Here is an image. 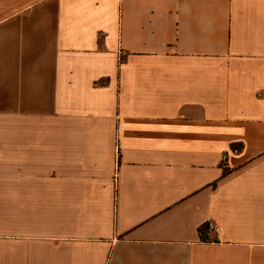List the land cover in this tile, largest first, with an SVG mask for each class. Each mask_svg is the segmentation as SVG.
<instances>
[{"label":"crops","instance_id":"1","mask_svg":"<svg viewBox=\"0 0 264 264\" xmlns=\"http://www.w3.org/2000/svg\"><path fill=\"white\" fill-rule=\"evenodd\" d=\"M0 264H264V0H0Z\"/></svg>","mask_w":264,"mask_h":264},{"label":"trees","instance_id":"2","mask_svg":"<svg viewBox=\"0 0 264 264\" xmlns=\"http://www.w3.org/2000/svg\"><path fill=\"white\" fill-rule=\"evenodd\" d=\"M207 228H208V225H205L204 227H202V228H200L199 230H198V234H199V236H200V238L201 239H206V232H207Z\"/></svg>","mask_w":264,"mask_h":264},{"label":"built area","instance_id":"3","mask_svg":"<svg viewBox=\"0 0 264 264\" xmlns=\"http://www.w3.org/2000/svg\"><path fill=\"white\" fill-rule=\"evenodd\" d=\"M212 228H213L212 225L211 224H208L207 230H211Z\"/></svg>","mask_w":264,"mask_h":264}]
</instances>
